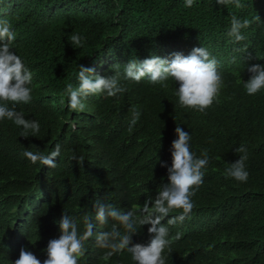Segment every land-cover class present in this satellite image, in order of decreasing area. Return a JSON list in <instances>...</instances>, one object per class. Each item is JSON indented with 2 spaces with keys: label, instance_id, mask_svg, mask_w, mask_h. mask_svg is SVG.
Returning <instances> with one entry per match:
<instances>
[{
  "label": "trees",
  "instance_id": "obj_1",
  "mask_svg": "<svg viewBox=\"0 0 264 264\" xmlns=\"http://www.w3.org/2000/svg\"><path fill=\"white\" fill-rule=\"evenodd\" d=\"M241 3L237 9L217 0H195L191 8L185 0H0V21L16 35L12 50L33 73L32 100L15 109L40 125L25 138L22 127L0 121V264H15L21 249L43 262L64 212L81 232L85 212L95 224L78 264H134L127 251L109 257L98 246L96 234L116 222L100 224L93 205L100 200L126 212L154 199L170 183L161 164L172 165L177 125L191 135L198 158L207 150L209 164L189 216L162 222L169 239L180 234L164 253L167 264H264V90L248 95L244 88L247 67L264 66V0ZM232 15L252 21L241 42L228 36ZM74 33L84 38L83 47L71 43ZM201 46L218 61L224 81L205 113L180 106L172 79L165 88L122 78L123 94L89 96L82 112L70 110L62 95L67 84L79 86V65L107 77L116 64L123 73L131 59L188 55ZM132 109L140 118L129 132ZM57 144L55 168L23 155L26 149L47 154ZM240 145L248 152L247 182L225 175L242 155ZM149 227H138L133 244L150 242Z\"/></svg>",
  "mask_w": 264,
  "mask_h": 264
},
{
  "label": "clouds",
  "instance_id": "obj_2",
  "mask_svg": "<svg viewBox=\"0 0 264 264\" xmlns=\"http://www.w3.org/2000/svg\"><path fill=\"white\" fill-rule=\"evenodd\" d=\"M195 0H185V7L194 6ZM222 6L234 5L237 9L245 7L241 0H217ZM259 21L260 17L256 16ZM252 21L248 18L231 16L228 36L234 42L245 40L242 30L248 29ZM16 39L12 26L6 20L0 21V121L9 120L16 126L22 127L21 136L27 138L29 133L33 136L40 132V125L35 120L25 119L23 112L16 111L15 105L30 103L32 100L33 73L13 50L12 45ZM70 41L76 47H83L84 38L79 34H72ZM115 73L107 77L96 74L95 68L79 65V86L66 85L62 95L68 97V107L72 111L82 112L86 107L85 101L89 96L106 93L109 97H117L126 89L122 86L121 79L132 80L137 83L145 78L152 85L168 87L167 81L174 80L179 87L176 95L181 107L205 113L207 109L218 102L219 95L224 87L222 73L218 71V61L211 56L205 47H194L190 54L172 53L167 58L152 55L143 60L131 59L124 66L123 73L120 65L114 66ZM251 74L244 88L248 95H255L264 90V66L255 64L247 67ZM63 103V100L61 101ZM9 105H12L11 107ZM140 118V112L132 109V119L129 132L132 131ZM176 139L172 142V165L167 168L170 183L162 185L155 198H148L142 209L134 205L129 211H122L114 205L97 200L95 220L100 224H107L109 220L114 223L110 231L96 234L98 246L109 249L106 256L127 251L131 254L134 264H167L164 253L171 250L173 240L180 238V234L169 239V228L162 222L167 220V225L183 222L192 212L196 196L204 182L205 170L209 164L208 152L204 150L202 158H198L191 151V135L177 125ZM236 152L242 155L231 163L225 175L239 182H247L249 172L246 170L248 160L247 148L240 145ZM61 154V146L57 144L50 153L41 151L33 152L26 149L23 155L33 164H40L55 168L57 157ZM73 161L84 163V157L72 156ZM139 211V215L137 212ZM178 212L177 215H172ZM83 232L79 229L76 218L64 212L59 221L60 234L54 235L46 244L47 258L43 262L27 249H21L15 264H78L86 254L85 242L94 235L95 224L92 216L85 212L82 216ZM151 225L148 232L152 237L147 245L133 244V236L138 234V227ZM123 229V231H121Z\"/></svg>",
  "mask_w": 264,
  "mask_h": 264
}]
</instances>
